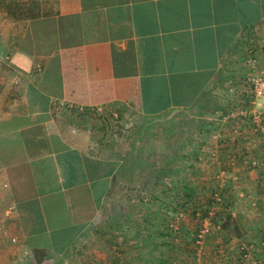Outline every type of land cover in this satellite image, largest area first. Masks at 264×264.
I'll use <instances>...</instances> for the list:
<instances>
[{"label":"crops","instance_id":"0c3cea01","mask_svg":"<svg viewBox=\"0 0 264 264\" xmlns=\"http://www.w3.org/2000/svg\"><path fill=\"white\" fill-rule=\"evenodd\" d=\"M262 68L264 0H0V242L32 262L43 250L41 264L64 254L105 264L107 198L124 175L110 145L133 119L156 116L195 135L181 146L199 168L180 174L182 185L197 203L214 189L229 217L198 259L184 237L171 239L178 254L158 246L156 222L134 214L133 226L152 227L149 248L134 253L151 264H241L246 243L264 261V102L252 103L248 84ZM96 243L99 253L86 248Z\"/></svg>","mask_w":264,"mask_h":264},{"label":"rangeland","instance_id":"374dc122","mask_svg":"<svg viewBox=\"0 0 264 264\" xmlns=\"http://www.w3.org/2000/svg\"><path fill=\"white\" fill-rule=\"evenodd\" d=\"M112 121L113 123L117 122L115 118L111 119V122ZM132 122V125L126 128L125 131L123 130L118 134V136H115V139L112 141L113 143L110 142L112 144L110 145V150L113 152L114 156H116L117 159L123 158L124 162L123 165H121L123 166L121 172H124V175L120 174L122 177L115 180V187L107 198L109 206L107 207L108 212H106L105 215H109L110 217L113 215L114 219L117 220V216L120 215L119 213L121 211H129L134 220L136 219L134 214H136L144 221V216H147L144 214V210L149 208L148 206L150 205H153L154 207L157 204L153 201L150 205L146 203L148 200L147 194H151L149 189L155 188V194L162 197L166 187L171 185L176 189V182L178 181L176 180L177 178H179V182L182 184V180L179 177L180 174L184 173L185 176H190L193 172L191 171L192 169L199 168V163L197 162V159H193L191 161L185 157H183L184 161L181 162V154H183V151L188 149L189 154L193 153V148L190 145L188 146L189 148L182 147L181 142L183 143L185 140L188 144H190L189 140H191V138L194 140L195 135H189V132H184V134H187L185 137L184 135H181L180 130L173 133L171 131L169 132L167 128L171 126L174 127V124L171 125L174 121L166 120L165 117L164 119L159 117L156 119V116H141L138 119H133ZM179 122L181 123V121ZM141 125H143L142 129ZM181 137H184L185 139H182ZM135 142H139L140 144L135 146ZM189 162L194 165L186 168L185 166L189 164ZM213 164L214 163L210 160V162H207L205 166L211 167ZM156 206H158V204ZM188 213L189 211L182 210L175 215L174 220L172 221L175 225V227H173V231H178L177 229L182 221L187 219L191 221ZM214 213L215 207L213 205L210 209L209 215L206 216L210 222V230L205 237L204 243L202 244L200 255L197 254V244H195L194 241L192 243V247L196 248L195 255L198 259H202L204 256V250L206 249L205 247H207L206 242L208 241L210 235H212L211 231L215 226L214 220L212 219L214 217ZM159 222L160 221H158V224H160ZM191 222L193 225L192 231H194L196 226L197 230L199 229L202 220L199 221V223L197 220ZM131 226V228L126 229L125 231L122 226H120L118 230L116 229L117 232L121 231V233H117V236L112 234L110 235L111 237H114L112 239L110 237V247L114 253L117 254L120 252L121 256L126 257V260H128L127 264H149V261L146 259L144 260L143 257H139L142 253H139V251L134 253V251L138 250L139 247L149 248L148 239L151 235L149 234V229L152 227H149L146 223H144L142 227ZM124 232L126 234H124ZM139 233L143 238L142 245L139 243V240H141ZM6 234L7 233H5V231H1L0 238L4 240L7 238ZM196 234L197 231L194 238ZM123 235H125V239H122ZM105 238L107 239V237ZM64 245L65 244H62V246ZM99 245H101V243H99ZM99 245L97 243L87 244L88 247L86 246V248L90 249L89 247H94L96 250L95 252L99 253ZM66 250L67 249L64 251H58L63 254ZM112 250H109V252L112 253ZM27 256V252L24 251L23 247L16 244V242H0V264H33L34 261L32 262L31 259L26 258ZM64 256L63 259L58 261L56 260V263L70 264L71 258H64ZM85 261L86 260L84 258H81V260H75L74 262H78V264H85ZM241 264L247 263L241 260Z\"/></svg>","mask_w":264,"mask_h":264},{"label":"trees","instance_id":"16d2710c","mask_svg":"<svg viewBox=\"0 0 264 264\" xmlns=\"http://www.w3.org/2000/svg\"><path fill=\"white\" fill-rule=\"evenodd\" d=\"M1 3H6V2H1ZM10 4L12 5H18L16 2H11ZM193 157H192V156ZM187 156V155H186ZM195 151H193L192 154L188 155V159L191 161L195 158ZM197 158V157H196ZM194 163V162H193ZM194 164H187L185 167H192ZM177 180V179H176ZM176 189L173 188V186L166 187L165 192L163 193L162 197H159L155 193L147 194L148 200L147 204L150 205L153 202L157 203L158 206L150 205L148 206L149 208L144 210V214L147 215L146 217L144 216V220H151L156 222L157 225V241H158V246L166 245L169 246V248H174L173 253L178 252L180 250L179 246H172L174 244L171 242V239H176L180 237H184L186 239L187 245H191L190 248H188V253L189 255L193 256V253L195 252L196 248H193L192 243H193V238L194 235L197 231V226L194 231L189 230L185 225L184 221L179 225V228L177 229L178 231H173V228L170 226L171 222L174 220L175 215L179 211L186 210L189 211V219L191 221L197 220L198 223L203 219L204 217L209 215L210 209L214 205V189L209 191V194L205 197V201L203 203H197L198 201V196L194 192H189L185 186L180 184L179 180L176 182ZM142 201V199H141ZM220 210H215L214 217L212 218L214 220V223L220 222V224L223 225L224 222H226L227 218L229 217V213L227 212V208L224 206V201L222 202ZM159 213V214H158ZM113 216V215H112ZM114 219V216H113ZM110 220L108 225L103 226V232L107 234V239L109 244L110 243V235H115L117 236V233H121V231L117 232L116 229L120 228V224L124 222L125 224H131L133 225L135 223V220L132 216L131 213H125L124 215L120 216V219L117 220ZM158 221H160L158 224ZM221 225V226H222ZM108 227V229H107ZM114 237H111V239ZM35 256V260L33 264H41L44 255L43 250L38 252V250L34 249L32 251ZM39 253H42L41 256H39ZM180 264H191L193 260H182L180 257ZM191 261V262H190ZM125 262H128V260H123L120 252L115 254L113 251L112 253L110 252L107 255V258H105L104 263L105 264H124ZM151 264V263H149ZM157 264H167V259H162L159 261Z\"/></svg>","mask_w":264,"mask_h":264},{"label":"built area","instance_id":"2783aa9c","mask_svg":"<svg viewBox=\"0 0 264 264\" xmlns=\"http://www.w3.org/2000/svg\"><path fill=\"white\" fill-rule=\"evenodd\" d=\"M248 84L250 86V93L252 94V103L255 102V100L259 99L264 102V68L261 70L254 72L248 77ZM59 105L62 108H65L69 111H75L79 114H86L90 111H95V112H102L101 107H85L83 105L75 104L72 102H67V101H60ZM261 133L264 136V126L260 128ZM224 173V172H222ZM220 201V196L218 193H215V203H218ZM202 220V223L197 230V234L194 238L195 244H197V254H201V247L202 244L205 241V237L209 233L210 230V222L208 217H204ZM170 226L173 228L175 227L174 222H171ZM240 259L243 262H246L247 264H264V261L258 258L255 252V248L253 247L252 244H246L243 243L240 245Z\"/></svg>","mask_w":264,"mask_h":264}]
</instances>
